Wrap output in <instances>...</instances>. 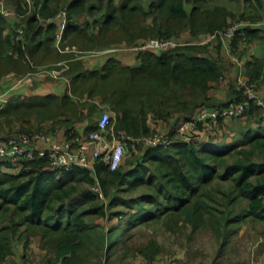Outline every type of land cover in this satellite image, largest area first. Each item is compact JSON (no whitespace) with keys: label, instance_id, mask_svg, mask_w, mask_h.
Returning <instances> with one entry per match:
<instances>
[{"label":"trees","instance_id":"trees-1","mask_svg":"<svg viewBox=\"0 0 264 264\" xmlns=\"http://www.w3.org/2000/svg\"><path fill=\"white\" fill-rule=\"evenodd\" d=\"M0 1L19 18L0 13V82L64 61L69 67L64 73L69 83L45 79L59 84L56 91L13 97L0 109V139L41 130L43 122L63 130L67 138L86 137L96 129L105 105L114 115L116 136L124 132L142 138L164 127L175 140L167 148L139 144L116 171L101 159L92 169L70 171L52 168L47 158L0 161V264L19 259L21 252L26 259L35 245L45 253L46 264H160L162 248L155 239L144 245L134 241L143 228L161 223L169 232L188 230L190 235L208 228L219 240V253L225 254L242 228L264 226V157L258 160L264 156V135L249 129L242 146L218 139L230 121L259 119L264 124L260 109L253 103L243 117L221 119L193 142L178 137L182 121L246 100L231 76L238 67L227 64L221 44L198 42L240 23L251 44L259 32L251 24L264 18V0H229L243 5L239 14L226 6L228 0H147L146 6L143 0ZM63 8V48L101 52L151 39L182 45L135 51L134 66L116 55H100L106 57L103 66L89 68V60L55 47L61 28L56 16ZM19 27L23 34L16 41ZM187 40L196 42L188 45ZM246 66L248 78L259 82L264 59L253 58ZM220 182L229 188L216 190ZM96 183L105 203L92 190Z\"/></svg>","mask_w":264,"mask_h":264},{"label":"built area","instance_id":"built-area-1","mask_svg":"<svg viewBox=\"0 0 264 264\" xmlns=\"http://www.w3.org/2000/svg\"><path fill=\"white\" fill-rule=\"evenodd\" d=\"M0 13L5 18H10L14 13L4 1H0ZM37 18L42 20L39 15ZM61 21V28L56 36L55 47L61 53H74L81 57L85 52L76 46L62 47L61 41L63 31L67 26L66 8L61 9L57 16ZM52 21V18L45 20V23ZM240 23H233L227 28L218 30L214 33L203 35L198 44L211 45L220 43L222 49L232 65L238 67L236 77L237 86L243 90L246 100L239 104L230 105L224 109L204 110L196 118L182 121L178 125V137L185 142L195 141V135H201L206 127H218L220 120H230L241 118L247 109L254 103L260 109V117L264 122V98L258 91V82L251 81L243 71L241 46L249 48L250 41L246 35L240 32ZM16 41H21L23 28L16 30ZM240 37V44H236V39ZM182 45L177 40L151 39L139 46L140 50H169ZM90 52L91 56H98L107 52ZM69 69L67 61L57 63L53 68H41L37 73H28L27 77L34 74H45L55 80L68 81L64 73ZM101 116L97 120L96 129L91 131L86 137L57 138L51 132L20 131L5 140L0 139V161L16 163L18 161H32L38 158H47L52 168H60L70 171L74 168L92 169L94 162L101 159L111 171H116L122 164L123 159L132 151H135L139 144L147 147L167 148L175 140L165 133H155L142 138H133L124 132L116 136L113 132L114 115L109 109H102ZM92 190L99 196V199L106 202V198L98 183Z\"/></svg>","mask_w":264,"mask_h":264},{"label":"rangeland","instance_id":"rangeland-1","mask_svg":"<svg viewBox=\"0 0 264 264\" xmlns=\"http://www.w3.org/2000/svg\"><path fill=\"white\" fill-rule=\"evenodd\" d=\"M66 2L67 0H64L65 4ZM147 2V0H143L145 6ZM233 2L234 1L230 2L228 0L226 3L227 5H225L235 13L239 14V11L243 9V5H240L239 2ZM28 7L30 9L32 8L31 1H29ZM12 12L15 16L17 15L15 11ZM186 42L189 45L196 41L187 40ZM32 77L29 79L32 80ZM260 86H262V84L258 83L259 92L261 90ZM261 96L263 97L262 94ZM101 110L96 117V121L102 112ZM50 128L52 127L50 126ZM57 129L58 128L54 130ZM249 129L252 130L254 135H264V124L261 123L259 119H251L250 121L243 120L228 122L224 126L223 132H220V137H218V139L220 138L219 141L221 144L241 145V139ZM158 132L166 134V128L163 127ZM244 148L248 149L249 146H244ZM130 155L131 153L126 155L124 160L125 163L130 160ZM263 157L264 156L261 155L258 157V160ZM129 165L130 163H128V166ZM218 185L216 190L225 191V189L229 188L227 183L220 182ZM1 223L2 219L0 218V224ZM151 238L155 239L162 248V254L157 260L160 264H264V249H260L261 246L264 245V226L262 224H258L255 227L250 225L242 228L240 236L238 235L236 237L237 239L232 248L225 254L219 253V240L215 233L208 228H204L199 232L190 235L188 230L176 231L175 233L169 232L165 229L163 224L159 223L152 225L150 228H143L137 233L134 241L137 245H144L149 242V239ZM35 246V248L38 247V245ZM35 248H33L32 251L30 249V251L28 250L26 259H24L23 253L21 252L19 259H10L6 264H46L44 258L45 253L41 250H36ZM91 261L92 263H95L93 262V258H91ZM129 264H137V261L129 262Z\"/></svg>","mask_w":264,"mask_h":264},{"label":"crops","instance_id":"crops-1","mask_svg":"<svg viewBox=\"0 0 264 264\" xmlns=\"http://www.w3.org/2000/svg\"><path fill=\"white\" fill-rule=\"evenodd\" d=\"M28 3H29V1H28ZM8 19H10V20L14 19L17 22H19L18 16L17 15L15 16L14 14ZM90 21H92V19H90ZM10 23H12V22H10ZM251 25L253 28L259 30L257 37L254 40H252V43L249 46V48L245 47V46H243V47L241 46L240 50H239V53L241 54V58H242V63H243V71H244V74L246 76L249 74L248 68L246 66L248 61H250L253 58L254 59H264V18L261 20V22H259L257 24H251ZM248 26H250V24H248ZM139 46H136L133 48L107 49V50H103V51H109V50H115V51L114 52H107L105 54H100V55H116V56H118L119 60L124 65L134 66V65L138 64L135 51L140 50ZM103 51H101V52H103ZM90 52L91 51L85 52L79 58L89 60L87 63V66L89 68H96V67L103 66V64L106 61V59H105L106 57L101 58L100 55L91 56ZM96 52H99V51H96ZM93 57H96V59H92ZM225 60H226L227 64H229V66H230L228 58H225ZM231 68H233V67H231ZM232 71H233V72H231L232 78H235V76L237 77L238 69H236V67H234L232 69ZM47 77L50 79L52 78V77H49L45 74H34L32 77V80H30L29 79L30 77H27V75L26 76H19L16 74H11V75L3 78L2 81L0 82V109L6 103H8L11 100V98H13V97H17V96L30 97L32 95H44L48 92L56 91L59 88V86H58L59 84L57 82L52 84L51 82L46 81L45 79H48ZM52 79H54V78H52ZM57 81H60V80H57ZM61 81L69 83V79H68V81H65V80H61ZM258 83L262 84V86H260V89H261L260 93L264 97V76L263 75H261ZM100 109L106 110L108 108L105 105H103V106H100ZM98 115H99V113H98ZM100 116H101V114H100ZM99 117H98V119H99ZM42 125H43V129H41V130L35 129L32 131L51 132L54 135H56L57 138H61V139L65 138L63 130H61L59 128L57 130H54V129L52 130V128H50L51 124L49 122L48 123L43 122ZM15 127H16L15 129H18L19 124H16ZM239 236H240V234H239ZM236 239L237 238H235L233 240V243H232L230 249L232 248ZM261 241H262V239H261ZM260 249L263 250L264 245H262Z\"/></svg>","mask_w":264,"mask_h":264}]
</instances>
